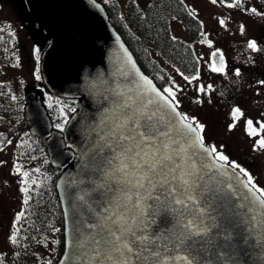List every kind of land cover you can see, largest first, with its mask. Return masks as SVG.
Wrapping results in <instances>:
<instances>
[{"label": "snow or ice", "instance_id": "snow-or-ice-1", "mask_svg": "<svg viewBox=\"0 0 264 264\" xmlns=\"http://www.w3.org/2000/svg\"><path fill=\"white\" fill-rule=\"evenodd\" d=\"M218 2L243 9V0H211ZM245 11L264 15L256 8ZM219 24L226 21L220 19ZM240 31H244L243 24ZM207 43L211 46L212 42ZM120 47L123 56L114 61L107 78L103 73L96 77L102 85L98 96L103 107L91 128L95 139L79 153V179L73 177L68 184L76 192L68 193L72 219L65 229L60 264H239L241 254L253 253L257 260L264 258V187L225 153L223 144L208 142L204 123L181 110L178 94L184 89L174 78L157 87L132 53L123 44ZM247 48L264 50L255 40ZM36 53L38 60L39 49ZM216 55L212 53L210 70L224 73L223 53H219V66ZM176 71L189 84L199 79L198 74L190 77ZM235 75H241L239 69ZM35 79H41L38 69ZM259 83L264 85V81ZM196 90L207 95L212 86L200 84ZM61 113L62 123L55 127L62 132L68 118L63 109ZM243 116L241 108L234 107L229 130ZM256 123L259 129L248 118L246 132L253 138L260 136L253 151H264V135H260L264 121ZM15 173L22 177L23 204L28 205L30 173L19 164ZM24 218L25 212H19L16 224ZM20 232L16 227L9 235L10 245H20ZM13 255L20 256V252ZM5 260L6 254L0 253V264Z\"/></svg>", "mask_w": 264, "mask_h": 264}, {"label": "rangeland", "instance_id": "rangeland-1", "mask_svg": "<svg viewBox=\"0 0 264 264\" xmlns=\"http://www.w3.org/2000/svg\"><path fill=\"white\" fill-rule=\"evenodd\" d=\"M118 1L123 8L126 0ZM147 1L138 0V3L145 5ZM183 1L192 14L201 21L203 28L201 33L204 35L200 33L199 40L194 46L199 59L196 73L199 75L198 80L189 84L172 66H166L171 79L174 78L175 82L184 89L178 94L182 105L181 110L204 123L208 142L223 144L225 153L247 168L257 184L264 187V151H253V144L260 136L253 138L246 132L248 118L253 120L257 129L259 124L256 122L264 121V85L259 83L264 81V50L254 52L247 48V43L255 40L258 47L264 49V15L245 11V9L256 8L258 13H264V0H243V9L228 8L219 2L212 4L211 0ZM220 19H224L226 24L220 25ZM241 24L244 25L243 33L240 31ZM1 25L9 28L13 34L10 42L12 52L9 53L10 57L6 61L0 63V71L1 79L6 83L5 90L10 96L17 97L11 102V111L6 110L5 114L8 119L15 121L19 120L22 114L20 110L25 102L23 92L26 98L28 90L36 91L35 87L39 86V80L35 79V74L37 69L39 70L40 55L47 40L39 37L42 32L29 15L24 0H0ZM171 31L175 36L185 37V32L177 21L171 22ZM207 41L212 42L211 46ZM36 49H39L38 60ZM217 50H219L218 53ZM212 53L218 54L215 59H218L219 65V53H223L224 73L210 70ZM236 69L240 70V76L235 75ZM200 84L205 87L211 85L210 94H198L196 89ZM39 94L53 115L54 105L50 97L46 93ZM197 99L202 100L203 103H196ZM61 105V109H64V103ZM236 106L241 108L244 116L237 122L234 129L229 130V125L233 122L231 111ZM2 114L4 112L0 107V115ZM69 115L68 113L67 117ZM62 119H59L58 123H62ZM52 122L53 126L57 124L54 119ZM27 139L29 140L21 135L14 136L11 139L12 143L0 150V161L4 162L0 164V253L8 257L13 256L16 250H22L19 245H10L8 237L16 227L22 226L23 220L16 224V215L21 211L26 212V205L23 204L25 194L21 191L24 185L20 183L22 177L15 173V166L19 164L22 166V171H29L30 184L36 177L35 169H40V164L31 167L19 157L18 145ZM55 236V232L52 236L50 235L49 248L53 246ZM41 256L43 257L41 264H47L45 255L41 254Z\"/></svg>", "mask_w": 264, "mask_h": 264}, {"label": "water", "instance_id": "water-1", "mask_svg": "<svg viewBox=\"0 0 264 264\" xmlns=\"http://www.w3.org/2000/svg\"><path fill=\"white\" fill-rule=\"evenodd\" d=\"M24 3L33 21L48 35L39 65L47 90L76 100V111L69 116L62 132L53 126L48 109L35 90L26 92L23 106L29 132L45 146L51 165L60 168L55 181L63 217V248L55 263L60 264L65 251V229L72 219L68 193L76 192V188L69 189L68 184L73 177L79 179V153L90 139H95L91 128L103 107L98 96L102 85L96 77L103 73L107 78L114 61L123 56L121 44L136 58L98 0H24ZM137 66L149 75L138 62ZM239 264H264V258L257 260L256 253L241 254Z\"/></svg>", "mask_w": 264, "mask_h": 264}, {"label": "trees", "instance_id": "trees-1", "mask_svg": "<svg viewBox=\"0 0 264 264\" xmlns=\"http://www.w3.org/2000/svg\"><path fill=\"white\" fill-rule=\"evenodd\" d=\"M98 1L104 6L110 22L131 49L141 68L153 78L159 87L171 79L166 66L170 65L175 70L178 68L187 76L197 73L199 59L194 46L203 28L201 21L192 14L183 0H148L145 5H139L138 0H126L123 8L118 0ZM173 21L181 24L185 37L173 35L171 31ZM38 28L42 32L39 37L48 41V35L39 26ZM173 36L176 37L175 40L171 39ZM12 37L13 34L9 28L1 25L0 63L10 57ZM215 61L219 65L218 59ZM1 74L0 71V107L4 114L0 115L2 118L0 119V134H2L0 135V150L4 149L9 144L7 140H11L14 136L27 137L29 140L20 142L18 145L19 157L31 167L40 164V172H35L37 174L34 177L37 183L30 184L29 195L32 199L26 205L25 218L20 227L19 247L25 251L16 250L15 252H20V256H6L5 264H41L43 260L41 254L55 264L63 248V217L55 189V181L60 168L51 165L45 146L30 134L23 116V108L20 110L22 114L19 120L13 121L6 117V110L11 111L12 96L5 90L6 83L1 79ZM39 75L41 77L40 69ZM160 76L164 77L163 81L158 79ZM35 88L37 93H46L50 97L54 105V113L51 115L49 110L48 112L56 123L63 118L61 103H64L63 113L67 116L68 113L72 114V108L76 109L75 99L51 94L42 77L39 80V86ZM23 98L25 101V92H23ZM55 229H60V231L57 232ZM54 232L56 233L55 241L59 240L60 243L57 244L54 241L53 246L49 248V238ZM37 240L41 243H37Z\"/></svg>", "mask_w": 264, "mask_h": 264}, {"label": "flooded vegetation", "instance_id": "flooded-vegetation-1", "mask_svg": "<svg viewBox=\"0 0 264 264\" xmlns=\"http://www.w3.org/2000/svg\"><path fill=\"white\" fill-rule=\"evenodd\" d=\"M264 70V69H263ZM262 69H260V71H263ZM264 72V71H263Z\"/></svg>", "mask_w": 264, "mask_h": 264}]
</instances>
